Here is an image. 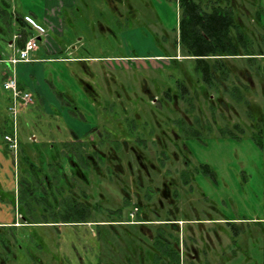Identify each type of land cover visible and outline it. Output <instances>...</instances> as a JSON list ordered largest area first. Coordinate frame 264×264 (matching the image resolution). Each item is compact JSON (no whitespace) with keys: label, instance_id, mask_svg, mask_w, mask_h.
Instances as JSON below:
<instances>
[{"label":"rangeland","instance_id":"1","mask_svg":"<svg viewBox=\"0 0 264 264\" xmlns=\"http://www.w3.org/2000/svg\"><path fill=\"white\" fill-rule=\"evenodd\" d=\"M4 1L6 2V10L13 12V15L16 11L20 15L26 14L36 18V20L37 18L42 19L46 12L51 16L50 13L53 12L51 10L55 8L56 14L61 20L59 35H53L52 31L49 34L55 43L62 44L64 47L69 45L71 53L65 51L62 54L95 57L81 64L60 59L58 54H47L42 39L41 42L37 40L39 49L34 50L35 52L31 51L29 54V56L33 52L37 56L55 54L54 56L59 57L44 62L45 77L49 81V85L52 83L54 89L60 91L64 100L66 99L65 107L71 106V104L77 106L86 122L91 126H98V132L94 133L96 139L102 136L110 139L111 143L114 139L119 140L123 135L130 144L137 145L136 139H149V135L145 132L150 133L153 129L155 134L162 136L164 145L162 143L158 144L159 147L155 145L148 150H143L144 157H141L138 151L132 152L129 146L124 149L119 148L114 153H109L108 147H104L103 151L108 156V160L102 165V168H105V165L111 166L115 163L118 166L114 167L113 182L107 179L106 171L102 172L100 183L96 180V178L100 180L98 177L92 173L89 174L91 175L90 182L83 187L87 193L93 195V199L90 201L95 202L100 198L102 205L113 209L121 202L119 191H121L122 184H125L129 193L132 194L134 181L131 171L136 172L138 170L134 159H137L136 155L140 154L138 159H142L145 166V170L142 168L138 170L142 186L150 185L159 193L154 194L151 200L153 202L149 203L143 201L142 195L139 197L142 198V203L147 204V207L153 206V209L155 207V212L148 213L150 218L160 220L174 218L180 221L175 231L168 227L165 233L173 232L179 240L178 246L175 245V249L180 250V247L182 248V259L179 260V264L180 262L183 264H261L262 244L258 237L260 228H262L259 225H264V136L261 141H258L256 134L252 132L243 134L235 131V135H232L219 131L220 129L232 131L234 130L232 124L235 123L247 131L246 125L251 124L246 112L247 106L237 102L228 92H224L223 85L219 86L217 91L207 88L202 92L196 84L191 82L189 90L187 88L186 90L187 95L192 97L191 106L193 108L189 114H186V121L191 127L204 133L184 139L183 143L187 147L188 153L185 149L182 150L175 133L171 131L173 121L180 118L183 111L185 113L186 104L184 101H178L177 104L170 103L166 108L162 99L150 105L148 98L142 97L139 101L136 95L131 97L128 93L127 97L131 99L128 100L122 92L118 94L121 88L124 92H132L134 89V92L136 90L135 94L141 95L139 88L146 87L147 84L141 80L136 81L133 76L135 74L137 78L148 79L147 76L152 75L149 74L150 71L144 69L134 74L123 69L113 71V75L120 78L121 83L120 88H118L116 86L118 79H114L115 81L110 84V95L106 93L107 89L103 92L97 83L105 71L97 57L126 56L139 53V51L142 53L149 48L154 50L157 39L160 43H164L163 39H160L162 28L169 34L167 37L169 40L175 38L179 17L177 1L74 0L71 7L68 6L67 0ZM200 1L203 2L204 0ZM231 4L241 29L247 36L246 41L254 53L263 52L264 0H231ZM3 6L4 4L0 0V8ZM113 7L118 8V10L116 11ZM6 30L8 31L9 28ZM4 43L0 38L2 56L11 51V46ZM49 43L51 44V41ZM154 45L155 47H153ZM71 46L72 48L75 46V49H71ZM167 48L168 53H177V50L174 49V51L170 43ZM225 61L229 67L231 65L233 67L232 72L225 79L228 91L232 85H235L239 91L243 92L244 99L251 102V109L254 104L256 105V108L253 107L256 118L264 116V81L260 79L259 71L255 69L260 58H253V60L225 58ZM181 62L182 74L177 70L175 61L172 62L171 67L157 70L155 73L152 72L158 76L159 80L174 86L176 76L183 81L185 79L181 77H184V71L185 75L190 71L192 72L190 69L191 61L182 60ZM261 65L263 66L262 63ZM184 67L185 69H183ZM5 68V64L0 65V97L5 94L1 77L2 70ZM86 68L91 69L92 79ZM191 77H194L193 72ZM89 80L90 82L96 81L94 87L95 89L97 87L100 92L99 99L85 90L83 83H89ZM191 80L194 81V78ZM183 82L185 83V81ZM163 88L161 89L163 90ZM154 93L157 96L155 88ZM53 94L56 97V93ZM35 96H33L36 100L35 104L18 107L16 138L22 154L27 155L32 164L43 167L44 173L49 174L51 172L48 169V163L54 160L59 163L58 167L62 166L60 174L64 173L65 175H61L53 182L52 190L50 189L52 194L60 197L57 192H54V188L66 183V180L71 178V174L67 171L68 164L63 159L62 154L59 159H52V157H54L55 150L60 147V142L70 140L71 134L66 124L63 123L62 117L46 112ZM68 96L72 99H69ZM160 97L162 96L160 95ZM4 102L0 101V139L3 131L4 133L10 131L12 120ZM123 106H126L129 111L128 114L124 113ZM173 139H175L174 143H172ZM20 151L18 149L17 158ZM183 155L185 158L193 160L191 161L192 164H206L210 169L211 173L199 172L195 176L194 184L197 185L203 195L199 191L184 190L180 185L177 186L178 195L176 198L170 197V191L166 193L164 181L173 178L174 173L178 174L183 169ZM157 159L168 160L165 163H160ZM18 162V164L21 163L22 176H28L26 173H31L28 164L22 160L19 161V158ZM176 182L179 184L178 181ZM45 186L47 188V185ZM51 192L49 193V189H46L47 199H49L47 201L50 202L52 201ZM134 193L132 200L135 199ZM38 195L37 193L35 196ZM29 205L33 208L31 209L30 220L41 219L38 215L43 214V205L30 201ZM20 210L22 214H26L25 206L21 205ZM126 210L125 207L124 213ZM156 214L159 216L155 217ZM208 215H212L213 219L226 218L231 221L238 230L237 241L231 244L232 227L225 223L221 224V227L215 228L211 226L218 224L204 223L199 226L194 224L185 227L183 220L207 219ZM101 217L94 215L96 219ZM47 226L37 224L25 229L28 237H32V243L38 242V240L42 241L41 247H35L29 240L30 244H26V250L44 261V264L56 259L62 261L63 264H96L98 243L87 233L88 226L62 224L56 228ZM108 229L105 227L103 231L107 232ZM214 229L216 231H213ZM146 231L147 234L152 235L156 228L146 229ZM42 232L46 235H42ZM88 232L91 236L96 237L93 229L89 228ZM118 232H120L119 229ZM143 241L138 242V244L145 249L148 244L145 241L143 243ZM102 245L101 243V248ZM10 247L12 251L15 250L13 242H11ZM101 252L106 254L104 247ZM105 260L108 264L109 260L107 258ZM105 260L102 259L103 262ZM52 262L54 263V261ZM14 264L26 263L22 259H18ZM132 264H136L135 261ZM140 264H149V261L144 260Z\"/></svg>","mask_w":264,"mask_h":264},{"label":"flooded vegetation","instance_id":"2","mask_svg":"<svg viewBox=\"0 0 264 264\" xmlns=\"http://www.w3.org/2000/svg\"><path fill=\"white\" fill-rule=\"evenodd\" d=\"M114 1H116V0H113V2ZM219 1L222 2L223 0H219ZM113 2L111 1V3H113ZM207 2H208L207 0H204L203 2L201 1V3H203V4H205ZM228 2L231 4V0H228ZM113 8L116 11L118 10V8H115V7H113ZM178 8H179V6H178ZM234 15H235V13H234ZM24 18L26 21H28L31 24L34 32L37 33L38 31H37L36 27L34 26V24H36V25H39V24H37L29 16L24 15ZM179 18H180V9H179L178 21H179ZM236 19H237V17H236ZM178 21H177V30H176L177 35H175V38L169 40L167 38L169 34L165 30H163V28H162L161 32H160L161 33L160 39L162 38L164 43H160L159 40L157 39L156 47H155V45L153 46V47H155L154 50H152V48H149V50L144 51L142 53H141V51H139V53L129 54L126 56H124V55L123 56H113V57L111 56L112 58L110 60V66L109 67L102 66V69L105 71L103 72V74L101 75L102 77L98 80L97 83L99 84V87L103 90V92H104V90L107 89L108 91H106V93L110 95V93H109L110 84H112L113 81L118 79V82L116 81V86L118 88H120V83H121L120 78H116V76L113 75V71L116 72V71L123 69V70L131 71V72H133V74L135 72L137 73L138 71L144 70V69H145V71H150L149 74H152V75L147 76L148 79L142 78V77L137 78V76L135 74L133 76V79L135 78L136 81L141 80L142 82H144V83L146 82L145 84H147L146 87L139 88L141 95L135 94L136 90L134 92V89L132 92L131 91L130 92H124V91H122L121 88H120L121 90L119 89L118 94L122 92L124 94V97L127 99H128V97H127L128 93L131 95V97H132V95H136L137 99H139V101L142 99V97L148 98L150 100V103H149L150 105H153L159 99H162V102L164 101L166 108H167L168 104H170V103L171 104H177L178 101H184L186 104L185 113L183 111V115L180 118H177L173 121L171 131L175 133L177 141L180 143L182 150L185 149L189 153L187 147L183 143L184 139L186 140L190 136H197L199 134L202 135L204 132L201 130H197L196 128L191 127L190 124L186 121L187 120L186 114H189V111H191V109L193 108L191 106L192 97L187 95L186 88L189 90V85L191 82L193 84H196L197 87H199L200 91H202V92H204L209 87L207 86L205 81H203L201 76L195 72L194 57L187 55L183 46L178 41ZM237 21H238V19H237ZM59 22H61L60 19H59ZM39 26L44 29V32L42 35H45L47 32V29L45 27H43L42 25H39ZM169 43H170L171 47L173 48V50L174 49L177 50V53L176 52L168 53L167 46L169 45ZM166 44H168V45H166ZM135 47H137V46H135ZM180 50H181V52H180ZM260 52H262V51H260ZM249 57L260 58V61L257 65H261V63H262L263 66L261 65L260 67H262V68H260V69H263V72H264V55H262V54L257 53L254 55L227 56V58H246V60H253V58H249ZM182 60L191 61L192 64H191L190 69H192V72L194 74V77H191V75H192L191 71L187 75H185V71H184V77H181V78L185 79V80H183V81H185V83L182 80H180V77L176 76V78L174 80V86L167 85L166 82L159 80L158 76H156L154 74L155 71H157V70H160L163 68L166 69V67H171L173 61L176 62L177 70H179V73L182 74V72H181V69H182V62L181 61ZM229 68H230V72H232V70H233L232 65ZM86 69H87V71L90 74V77L92 79L91 69H88V68H86ZM183 69H185V67ZM255 69H257V68H255ZM260 69H257L259 71L258 76L260 77V79H262L264 81V75L262 74ZM152 71H154V73ZM109 73H110V76L108 77ZM192 78H194V81L191 80ZM93 81L90 82V80H89V83L84 82L83 85L85 87V90H87V92L90 95H94L95 97H97L99 99L100 92L97 89V87L95 89L94 85H95L96 81H94V82ZM81 82H82V80H81ZM132 83H133V81H132ZM50 85H51V83H50ZM160 85H162V86L160 87ZM221 85L224 86L223 90H224V88H226L228 90L226 80L219 84V86H221ZM52 86H51V88H52ZM233 87H235V89H233ZM132 88H133V86H132ZM154 88L157 90V93H156L157 96L154 93ZM161 88H163V90ZM218 88L216 89V91L218 90ZM231 89H233L234 91L230 92V89H229V91L224 90V92H228L230 94V96L234 97V99L237 102H240V103L247 106L246 112H247L248 118L250 119L251 124L246 125L247 131H244L242 127H240L238 124L235 123V124H232V127L234 130L231 131V130L220 129L219 130L220 133H228V134L235 135L234 134L235 131L236 132L238 131L239 133H243V134L246 132L247 133L252 132L258 136L259 133L257 132V129L254 128V126H253L254 121L251 120V116H249V115H252L254 117L255 121L263 120L264 116L259 117L257 119L256 118L257 116H255L256 114H254V109H253V107L256 108V105L254 104L252 106V109H251L250 105H252V104L248 100L244 99L243 92L239 91L235 85H232ZM52 90L53 91L55 90L54 86H53ZM159 94L162 97H160ZM35 95L36 94L33 93V96H35ZM56 97L58 98V100L60 101L62 106L65 107L64 105H66V103H65L66 99L64 100V97H62V95H61V99L57 95H56ZM239 97H241V98H239ZM35 98H37V96H35ZM69 99H72V98L69 97ZM128 100H131V99H128ZM37 101H38V99H37ZM35 102H36V100H35ZM96 103H97V101H96ZM97 106H98V104H97ZM71 107H73L75 112H76L75 116L73 115V117H75V119L78 122H81L83 124L87 123L88 129L86 131H84V133L81 134V135L86 134L85 139L87 140V145L82 150V147H80V144H79V142H77V139H76L71 144L72 146L70 147V149H68L67 147H65V142H67L68 140L60 142V144H61V145H59L60 147L55 150L54 155H56V157L54 159H59V156L62 154L63 159L68 164L67 171L71 174V178L66 180V183L61 184V186L54 188L55 189L54 192L55 193L57 192L60 195V197L66 195L67 193H69V191L72 192L74 195H78V194L83 193L84 196L82 197V200L84 203L87 204V207H88L87 216L84 218L83 221L69 222V221H62L60 219L45 221L42 219V217H43L42 215L44 213H47V211L43 210L44 211L43 214L38 215V217H40L41 219L30 220V217H31L30 215L32 212L31 209H33V208H31L32 206L24 204L19 200V193H20L19 180L23 177L22 176L23 173L20 171V164L21 163L18 164L19 163L18 158H20V157L18 156V158H17V153H18V149H19V151L21 149L18 146V140H17V147L15 150H10L8 147L6 148L11 153V154L9 153L10 158L12 159L14 166H15L14 177H12V179H11L12 185L14 183V187L12 189H5V190L0 187V202H3V204H4V205H0V214H1V212H3L2 208L7 209L9 207L10 208V216L12 215V219L10 221L0 222V229H1V231H0V248H1L0 264H2V263L9 264V262H10V264H14V262L18 261V259H22V261H24L26 264H44V261H42L38 257L34 256L29 250H26V248H25L26 244L27 245L30 244L29 240L31 241V239H32V237H28L27 230H25V229H27L29 227H33L37 224L48 225L47 227H54V228L58 227V225H61V224L62 225H85V226H88L89 228H91V230L93 229L96 237L90 235V233L88 232L89 228L87 229V233L89 234V236L92 239H96V242L98 243L96 264H107V261L105 260V258H107L109 260L108 264H130L131 261H133V262L135 261L136 264H140L144 260L147 262L149 261V264H151V260L153 259L154 255H156L155 253H157V251L155 250V245H154L157 239L159 241L170 242L171 248H172V250H174L175 245H176V247L178 246L177 243L179 242V240H178V238L175 237L176 235H174L173 232H171V233L168 232L167 234H165L166 228L169 227L173 231H175L177 229L180 221L175 220L174 218H167V219H161V220L150 218L148 213L155 212V210H154L155 207H154V209H153V206L147 207V204L142 203L141 197H143L144 202H148V203L153 202V201H151L152 196L156 193L158 194L159 192L157 189L152 188L150 185H149L150 187L148 185L142 186V183L140 181V176L138 173V170L140 168L145 170V166L143 164L142 159H138L140 157V154H141V157H144L145 155L143 153V150H148V148L153 147L155 145L157 146L158 144H162V143L164 145V142L162 141L163 140L162 136L155 134L153 132L154 131V129H153L152 131H150V133L145 132L147 135H149V139L137 138L136 139L138 141L137 145L130 144L129 141L124 139L123 135L119 138V140L114 139L111 143H110V139L102 137V136L99 139L98 138L96 139V135H94V133L98 132V126L97 125L91 126L88 122H86L84 120L83 114L81 113V111L78 109L77 106H74L71 104ZM65 108H66L67 112L70 114V112L68 111L69 106L65 107ZM98 108H99V106H98ZM97 111L99 112V109H97ZM123 111L126 114L129 113L126 106H123ZM77 135H79V134H77ZM81 135H79V136H81ZM72 136H73V133L71 134V138L74 139ZM174 140L175 139L172 140V143H174ZM126 146H129V148L132 150V152H137V151L140 152V154L136 155L137 159H134L135 162L137 163V169L138 170L136 172L131 171V176L133 177V181H134V191L132 192V194H130L128 189H127V186L125 184L124 185L122 184L121 189H120L121 191H119V196L121 198V202H120V204H118L113 209H109L108 207L102 205L100 198L95 202L90 201L91 199H93V195L91 196L90 193H87V191H85V189L83 187V185H87L90 182V176L91 175H89V174L92 173V175H95L96 177H98L100 180H98L97 178H96V180L98 181V183H100L102 181V178L100 176L102 175L103 171H106V175L108 176L107 179L109 181H112L113 180L112 175L114 174V169H115L114 167L118 166L115 163L111 166L105 165V168H102V165L107 162L106 160H108L107 159L108 156L105 155L103 148L108 147L107 151L109 153H112V152L114 153V152H117V149H119V148L124 149V148H126ZM159 146L160 145H158V147ZM51 147H53V146H51ZM163 152H164V150H163ZM20 153H22V152L20 151ZM189 156H190V154H189ZM80 157H83V159L85 158V161H86L85 164L80 163V160H79ZM110 160H113V159H110ZM157 160L160 163H165V161L168 159H157ZM19 161H21V159H19ZM25 161H27L26 163L31 164L30 167L34 171L30 170L31 173L30 172L26 173V175L28 174V176H24V177L28 181H30L31 183H34L33 184L34 186L37 185V182H39V187L34 188V191H33L34 196L37 193L39 194L38 196H35V197L42 196L46 192V189H49V193H50L52 190V183L55 182L58 178H60L61 175H65L64 173L60 174V170H62V168H61L62 166L57 167L55 171L50 170V168L48 167V169L51 172L49 171L50 173L46 174V173H44L43 167L36 166V165L32 164L29 161V158L26 159ZM54 161L57 162V160H54ZM191 161H193V160L187 159L183 155V159H182L183 169L180 172H178V174L174 173V177H173L176 179V181L179 182V184L173 178H169L166 182L164 181V185L166 187V193H168L170 191L169 195L171 198H176V196L178 195V191H177L178 185L183 187L184 190H188V189L190 190L191 189V191H193V190L199 191L202 194V192L199 190L197 185L194 184L195 176L197 173H199L196 171V169L199 167V164H201V163L192 164ZM22 162H23V160H22ZM56 165H59V163L57 162ZM28 166H29V164H28ZM200 173H202V172H200ZM118 174H120V172H118ZM176 174H177V177L175 176ZM45 185H47V188ZM52 193L53 192H51V196H52ZM133 193L135 195L134 200H132ZM140 195H142V196L139 197ZM21 205L25 206L27 215L26 214L24 215L20 212L21 211L20 210ZM125 207L127 208L126 213H124V211H123V209ZM58 209H61V208L57 207L56 210H58ZM94 215H98L100 217L103 216V217H101L102 219L101 218L96 219V218H94ZM158 216H159L158 214L155 215V217H158ZM183 221H185L184 222L185 227L186 226L190 227V226H193L194 224L196 226H199V225H202L204 223L218 224L216 226L215 225L211 226V227L215 228V227H221V224L225 223L226 225H230V227H232L231 236H230L232 239L231 244H232V242L237 241V239H236V237H238L237 227H234L232 225L231 221L227 220L226 218H215V219H213L212 215H208L207 219H203V218H197L196 219V218H194V219H188V220H183ZM159 224H163V225H159ZM90 225H91V227H90ZM105 227H107V229L109 228L107 232L103 231V229ZM259 227L264 228V225H259ZM150 228H156V231L152 235L147 234V231H146V229L148 230ZM118 229L120 230V232H118ZM182 229H183V227L181 228V230ZM213 231H216V230L214 229ZM107 233H110V234L108 235ZM42 235H46V234L44 232H42ZM157 235H158V238H157ZM260 235H261V233H260ZM260 235L258 238L261 240ZM143 239H145L144 241L148 244L147 248L145 247V249H143L142 246L138 244V242L141 243L143 241ZM144 241H143V243H144ZM263 241H264V236H263ZM11 242H13V244L15 246L14 251L11 250V247H10ZM31 243H32V241H31ZM101 243L103 244L102 248L104 247L106 254H102V252H101V249H102L100 247ZM180 243H182V242L180 241ZM32 244L35 247H41L42 241L38 240V242H34ZM261 244H262V240H261ZM139 246H141V247H139ZM177 251H178L179 260H180V259H182V256H181L182 255V248L180 247V250L177 249ZM191 255L194 256L193 253H191ZM162 256H163V259L166 258V256L168 257L167 254H163ZM102 259H104L105 261L103 262ZM116 259H118L119 261H117ZM52 261H54V263L56 262V264L57 263L63 264V262L59 261L58 259L51 260L50 262L47 261L46 264H54ZM180 264H183V263L180 262Z\"/></svg>","mask_w":264,"mask_h":264},{"label":"trees","instance_id":"3","mask_svg":"<svg viewBox=\"0 0 264 264\" xmlns=\"http://www.w3.org/2000/svg\"><path fill=\"white\" fill-rule=\"evenodd\" d=\"M1 1L4 6L0 8V38L5 42V45L12 44L16 48H21L26 39L35 33L33 27L25 20L24 15H20L16 11L14 15L13 12H8L5 8L6 2L4 0ZM176 1L180 9L178 41L183 46L186 54L194 57L195 72L201 76L209 88L216 90L219 84L225 81V78H228L230 75V68L225 61L227 56L254 55L258 52L254 53V50L246 41L247 36L245 32L242 31L241 25L234 15L232 5L228 0H223L222 2L219 0H207L208 2L205 4L201 3L200 0ZM8 28L9 30L7 31L6 29ZM11 28L14 29L11 30ZM40 39L41 36H38L37 40ZM258 54L264 55V52H259ZM1 56L2 54L0 53V58ZM3 64L5 63H0V65ZM260 66L261 65H257L256 68H262ZM4 70H6V68L2 70V80L5 77L3 73ZM260 71L264 75L263 69H260ZM20 85L22 84L20 83ZM52 85L51 83V86ZM233 89H235V87H233ZM233 89H230V92L234 91ZM224 90L228 91L226 88H224ZM54 92L61 99V92L56 89ZM68 111L72 116H75L76 112L73 107L69 106ZM249 116H251V120L254 121L253 126L259 133L258 136L256 135L257 140L261 141L262 136H264V118L263 120L255 121L252 115ZM3 134L4 131L2 132V135ZM85 135L86 134L79 136L73 132L72 137L74 139L71 138L65 142V147L70 149L72 146L71 144L77 139V142H79L83 150L87 145ZM5 147L7 148L6 145ZM19 157V159L23 161L28 159V156L22 153H20ZM55 157L56 155L52 158L54 159ZM79 160L81 164L86 163L83 157H80ZM26 162L27 161H25V163ZM56 163L55 161L48 163L50 170H56L58 167ZM27 164H29L30 170L34 171L30 167L31 164ZM196 171L204 174L211 172L206 164H199ZM33 184L34 183L28 181L24 176L19 180V200L27 205H29V201L41 203L43 209L47 211V213L42 215L43 220L51 221L60 219L62 221L72 222L83 221L87 216L88 207L82 200L84 196L83 193L74 195L69 191V193L61 197L52 194V201L50 202L47 201L49 199H47L46 192L42 196H34V188L39 187V182H37L35 186ZM57 207L61 209L56 210ZM260 233L262 240L261 264H264V228H260ZM154 245L157 253H155L156 255H154L151 260V264H179L178 251L177 249L172 250L170 242L159 241L157 239ZM163 254H167L168 257L166 256V258L163 259ZM132 263L133 261H131L130 264Z\"/></svg>","mask_w":264,"mask_h":264},{"label":"crops","instance_id":"4","mask_svg":"<svg viewBox=\"0 0 264 264\" xmlns=\"http://www.w3.org/2000/svg\"><path fill=\"white\" fill-rule=\"evenodd\" d=\"M74 0H67L68 6L71 7ZM46 7H48L46 5ZM51 16L49 14H44L42 19L32 18L37 24L42 25L47 29L45 35L41 36L43 40L42 43L46 47V51L49 53L58 54L57 56L61 57L63 60H70L72 62L85 63L90 60V58L95 57H87V56H73V54L63 55L65 51L69 50V45L64 47L62 44L55 43L53 37L49 34L52 31L53 35H59V18L56 14V9L52 8ZM40 39V42H41ZM51 41V44L49 43ZM39 47L35 51H37ZM71 49H75V46H71ZM34 51V52H35ZM32 53L30 56V60L26 62H20L16 65V75L18 81L23 85L24 88L30 90L32 93H35L38 99V102L41 107L45 109L46 112H50L55 116L62 117L63 123L66 124L69 133L72 134L75 132L76 134L81 135L88 128L87 123L83 124L81 122L76 121V119L71 116L65 107L62 106L58 98L54 96V92L49 85V81L45 77L43 64L48 59H58L59 57L54 56L55 54H51L47 56L44 55H35ZM112 57L99 56L97 57L98 61L101 63V66H110V60ZM119 60V59H118ZM0 101L4 102L5 108L7 106L8 101V93L1 95ZM73 131V132H71ZM6 143L3 138L0 139V187L2 189H12L14 187V183L12 185L11 179L14 177L15 166L10 158V152L5 147ZM0 205H4L3 202H0ZM3 212L0 214V222L10 221L12 219V215L10 216V208H2ZM1 210V211H2ZM10 217V218H9Z\"/></svg>","mask_w":264,"mask_h":264},{"label":"built area","instance_id":"5","mask_svg":"<svg viewBox=\"0 0 264 264\" xmlns=\"http://www.w3.org/2000/svg\"><path fill=\"white\" fill-rule=\"evenodd\" d=\"M34 26L38 32L27 38L23 47L16 48L10 44V53H5V56H1L0 58V63H5L6 65V70L3 71L5 77L2 80V88L8 93L6 110L12 119L10 122V131L4 133L2 138L10 150H15L17 147L16 122L18 107L35 104L33 93L20 85L15 69L18 63L29 61L30 52L37 49V37L43 34L44 29L36 24Z\"/></svg>","mask_w":264,"mask_h":264}]
</instances>
